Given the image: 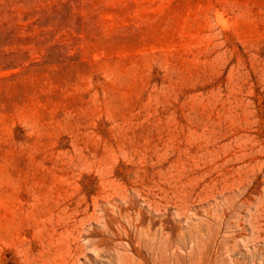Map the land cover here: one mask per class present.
I'll list each match as a JSON object with an SVG mask.
<instances>
[{
  "label": "rangeland",
  "instance_id": "374dc122",
  "mask_svg": "<svg viewBox=\"0 0 264 264\" xmlns=\"http://www.w3.org/2000/svg\"><path fill=\"white\" fill-rule=\"evenodd\" d=\"M0 264H264V0H0Z\"/></svg>",
  "mask_w": 264,
  "mask_h": 264
}]
</instances>
